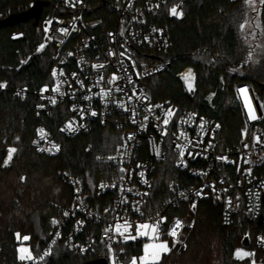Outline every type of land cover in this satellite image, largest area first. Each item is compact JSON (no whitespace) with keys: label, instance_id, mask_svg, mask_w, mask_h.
<instances>
[{"label":"built area","instance_id":"2783aa9c","mask_svg":"<svg viewBox=\"0 0 264 264\" xmlns=\"http://www.w3.org/2000/svg\"><path fill=\"white\" fill-rule=\"evenodd\" d=\"M44 1L49 2L44 7L48 8L51 0ZM52 1L55 12L43 21L54 44L51 83L34 89L18 84L13 93L20 99L33 93L39 119H53L55 110L63 118L53 128L38 124L32 145L40 153L57 155L61 151L58 135L84 134L96 123L113 126L120 139L113 150L97 154L98 162L112 166L108 177L93 189L80 176L59 171L72 196L52 217L45 243L36 252L30 251L32 259L16 263L7 262L0 250V264L39 263L57 246L92 261L132 264L135 258L141 264L143 242L155 240L151 226L157 224L158 240L168 241L171 251L182 253L196 224L197 205L206 199L221 206L224 225H230L238 213L256 221L261 229L255 243L264 249V100L254 85L243 82L233 87L242 112V137L224 150L215 140L220 129L217 119L194 110L178 113L176 103L153 101L150 93L148 81L169 70L163 56L173 44L170 21L186 17L189 0ZM173 7L182 15L173 16ZM13 35L23 32L16 29ZM176 76L193 97L194 68L188 65ZM185 76H189L187 81ZM0 85L3 91L8 80H0ZM215 95L216 91L208 94L209 104ZM169 153L185 175L171 180L168 195L152 203L157 164ZM142 224L150 225L141 229L148 235L138 236L136 228ZM125 225L131 226L128 232H124ZM173 228L177 237L168 235ZM129 234L136 238L126 239ZM239 250L252 254L243 259H254L249 248ZM45 252L50 254L45 256Z\"/></svg>","mask_w":264,"mask_h":264},{"label":"trees","instance_id":"16d2710c","mask_svg":"<svg viewBox=\"0 0 264 264\" xmlns=\"http://www.w3.org/2000/svg\"><path fill=\"white\" fill-rule=\"evenodd\" d=\"M36 1L0 0V12L4 14L0 20L27 11ZM53 5L51 0L39 23L30 18L0 28V80H8L7 87L0 91V250L9 263L19 261L17 249L20 241L15 233L28 236L27 242L36 252L48 237L52 217L59 207L71 200V187L64 182L59 171L65 169L80 176L88 189H93L98 181L108 177L112 166L98 162L97 154L113 150L120 139L119 131L113 126L96 123L90 132L84 134L72 137L58 135L61 151L57 155L40 153L32 145L38 124L53 128L63 116L55 110L53 119H39L35 95L31 93L26 99H20L14 95L13 88L27 83L34 89L51 83L54 44L46 35L43 21L55 12ZM186 11L185 18L170 21L173 44L163 56V60L169 62V70L148 81L150 93L153 101L176 103L178 113L194 110L217 119L220 129L215 140L218 148L224 150L242 137L243 118L233 92L234 85L250 82L264 100V3L259 7L261 32L253 43L247 41L241 29V25L248 21L247 0H189ZM16 29L23 35L14 36ZM188 65L196 73L193 97L187 94L176 76ZM221 76L223 81H220ZM211 91H216V95L209 104L207 97ZM10 146L16 151L5 166ZM22 175H25L24 181L21 180ZM184 175L175 167L171 153L159 161L153 178L152 203L165 198L169 182L180 180ZM221 214L220 205H215L210 199L200 201L196 225L182 256L176 260L166 256L161 264H250L248 258L235 257L236 248L244 246L247 236L248 248L256 259L263 262L264 249L255 243L260 225L243 213H238L230 225H224ZM210 230L217 231L221 243L215 262L205 234ZM89 262H92L90 257L78 256L57 246L45 260L35 264Z\"/></svg>","mask_w":264,"mask_h":264},{"label":"rangeland","instance_id":"374dc122","mask_svg":"<svg viewBox=\"0 0 264 264\" xmlns=\"http://www.w3.org/2000/svg\"><path fill=\"white\" fill-rule=\"evenodd\" d=\"M260 4H261V0H253V2L251 4L249 3L248 21L246 22V24L244 25V28H243L244 35H245L247 41H249V43H253L254 39H258L257 36L261 32V24L259 22V7H260ZM10 148H13V147L10 146L8 148V151H9ZM12 157H13V154H12ZM7 158H8V153H7L6 159ZM24 179H25V175H22L21 180L24 181ZM55 204H57V203H54V205ZM205 234H206V236L208 238V242H210L209 247L211 249V252H213V256H214V260L213 261L215 262L216 259L219 257L218 252H219L220 244H221L220 243L219 234L215 230H212V231L210 230V231L206 232ZM15 235H16V239H19V241H20V243L18 245V249H17V257H18L19 260H21L20 256L24 255L25 257H27L30 254V251L32 249H31L30 244L27 242V240L29 239L28 236H21L18 232H16ZM24 237H28V239L25 240ZM165 241L166 240H152V241L143 242L142 253L145 254V252H144V245L145 244H152V243H157L158 244V243H162V242H165ZM166 242H167L168 248L170 249L169 242L168 241H166ZM22 248L23 249H27L28 251L24 252V253H21L20 249H22ZM239 248H241V247L239 246L235 250V257L238 258V259H243V258L237 257V251L239 250ZM149 251L151 253V252L157 251V250L156 249H150ZM239 251L241 252V250H239ZM164 254H166L167 256H171V258L173 260L179 259L182 256L181 253H177V252H174V251L170 250L167 253H161L160 259H159V261L157 263H161L162 256ZM249 260H250V264H264L260 260L256 259L255 255H254V259L253 260H251L250 258H249Z\"/></svg>","mask_w":264,"mask_h":264},{"label":"snow or ice","instance_id":"6c2138e0","mask_svg":"<svg viewBox=\"0 0 264 264\" xmlns=\"http://www.w3.org/2000/svg\"><path fill=\"white\" fill-rule=\"evenodd\" d=\"M248 3H252L253 0H247ZM261 3H264V0H261ZM171 14L173 16H179V15H182V13H179L177 11V8L176 7H173L171 10ZM259 26V25H258ZM244 28V25H241V29ZM61 31H65V30H61ZM43 47V45H41V48ZM55 75V73H53ZM189 76H190V73H189ZM189 76H185V80L187 81L189 79ZM4 85H0V87H3ZM189 87H191V85L189 84ZM242 92L243 91H246L244 89L241 90ZM106 95V93H105ZM92 115H96V113H92ZM252 119H256V116L255 115H252L251 116ZM165 123H167V120H165ZM70 127V126H69ZM41 131V135L43 136V130H40ZM53 147H56L55 145ZM16 151L15 148H10L9 151H8V158L6 160H4V165L7 166L9 164V162L11 161L12 159V154ZM193 207H195V205H193ZM181 226V222L179 220L176 221V228H179ZM121 226H117V230L119 231ZM124 227V232H128L129 229H130V225H125L123 226ZM150 227V225L148 224H142V225H138L137 228H136V234L139 236V235H148V232L147 231H141V229H148ZM159 225H154V226H151V230L153 233H156L154 239L155 240H158L159 239V234L157 232V229H158ZM176 228H173L169 233L168 235L172 236V237H177L178 236V233L176 231ZM124 232H121L120 234L121 235H124ZM127 238H131V239H135L136 236H131V234H129V237H126ZM25 240L28 239V237H24ZM150 249H156L157 251H153L150 253ZM171 249L168 248L167 246V242H162V243H152V244H145L144 245V256L140 258L141 260V264H157V262L159 261L160 259V255L161 253H167L169 252ZM21 253H24V252H27L28 250L27 249H20ZM50 252H45V256L49 255ZM247 255H252L250 253H242L240 252L239 250L237 251V257L239 258H242L243 256H247ZM32 259V256L31 254H29L27 257H25L24 255H21L20 256V259L21 260H24V259ZM40 259H43V257H41ZM132 264H136V259L133 258L132 260Z\"/></svg>","mask_w":264,"mask_h":264},{"label":"water","instance_id":"95a60500","mask_svg":"<svg viewBox=\"0 0 264 264\" xmlns=\"http://www.w3.org/2000/svg\"><path fill=\"white\" fill-rule=\"evenodd\" d=\"M47 5H49L48 1H44V0H37L34 5L29 8L27 11L25 12H21V13H16L13 14L11 16H9L6 19L0 20V28L4 25H10V24H18L21 22H25L27 20H29L30 18H35L36 22L39 23L44 7H46ZM263 220V216L260 217V222H262ZM249 237L247 236L244 240V246L245 248H248L250 242H249ZM88 264H107L105 260L100 259V260H95L92 262H89Z\"/></svg>","mask_w":264,"mask_h":264}]
</instances>
